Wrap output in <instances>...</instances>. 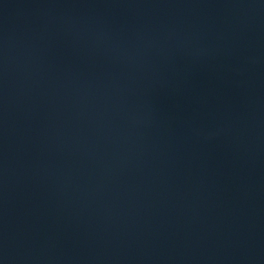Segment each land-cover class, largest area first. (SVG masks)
<instances>
[{"label": "water", "instance_id": "water-1", "mask_svg": "<svg viewBox=\"0 0 264 264\" xmlns=\"http://www.w3.org/2000/svg\"><path fill=\"white\" fill-rule=\"evenodd\" d=\"M0 264H264V0H0Z\"/></svg>", "mask_w": 264, "mask_h": 264}]
</instances>
